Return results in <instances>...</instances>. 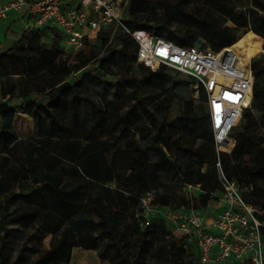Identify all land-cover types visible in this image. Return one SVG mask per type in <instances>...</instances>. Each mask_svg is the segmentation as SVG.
Here are the masks:
<instances>
[{"label": "trees", "instance_id": "obj_1", "mask_svg": "<svg viewBox=\"0 0 264 264\" xmlns=\"http://www.w3.org/2000/svg\"><path fill=\"white\" fill-rule=\"evenodd\" d=\"M152 3H159V0H129V11L134 20H125L127 25L130 28H146L155 35L182 46L200 43L218 50L224 46L232 45L238 39L217 20L200 21V28L204 31L208 43L196 42L194 36L190 34L168 30L176 14L180 11L178 3H161L166 9L163 22L157 28H151L148 25L150 20L140 18L138 13L147 9ZM259 7L264 10V3H261ZM250 13L254 17V22L248 30H252L264 38V11L259 12V10L249 8L248 12H245L231 8L229 16L231 21L246 27ZM109 34L110 28L102 27L95 44L85 43L83 49H88V51L82 52V49L75 54L73 68L62 59L57 64L55 63V56L61 48H48L41 40L43 31L37 27H28V31L22 34L14 47L3 49L0 41V78L14 74L19 77H22L23 74L34 77L37 76V69L45 66L52 75V79L59 82L89 64L94 57L97 61L94 68L87 66L82 78L80 80L75 79L72 86L58 88L56 100L49 103L51 108L47 109L42 104H37L36 108H32L31 104H28L27 112L33 117L37 126V133L41 137L39 142L35 140L26 144L27 142L19 139L13 124L16 111L10 109L6 102H0V113H2L0 115V142L2 148H9L10 150V154L0 158V191L7 194V200L17 196V194L32 200L31 195L39 190L38 187L35 188L36 184H44L52 197L50 207L47 206L46 202H41L37 208L32 206L30 210L17 215V218L24 219L27 224L37 221L50 233H60L56 240L49 242L45 253L38 258V261L54 257L55 264H68L73 247L84 245L86 248L96 249L95 242L98 234L90 230L94 217H96L101 233L108 235L107 241L111 243L112 246L110 247L116 254V262L118 264H137L140 250L143 249L146 252L148 249L147 242H145V232L140 224L142 216L139 197L145 191L154 189L147 188L141 194H137L134 185L145 186L150 182L160 180L169 172H173V178H176L184 189L177 196L180 201L177 202L175 209L184 206L202 211L204 207L206 208L211 204L216 206L218 202L221 190L217 178L218 172L215 165L217 155L210 131L209 117L208 114L201 117L197 116V113L193 111L191 100L183 104L180 119L184 121L185 128L195 132L204 142L199 146L195 145L194 141L182 144L180 136L174 138L171 136V143L184 153L185 157L183 158H175L171 148L166 150L162 147L159 154L150 160V152L158 148V145L161 146L162 125L156 126V128L144 123L133 125V120L129 114H117L107 128L105 124L106 114H104L107 110L100 103H97L94 104L93 110H90L88 114V117L90 116L89 124L85 123L87 120L86 110L83 113L81 124L87 125L84 130L86 140L105 141V139H98L100 134H102L101 136L108 135L107 131H111L117 124H119L118 133L121 135L130 130L139 132V139H136L132 134V137L126 140V148L123 152V158L127 164L126 174L111 175L109 172L105 176L103 168L100 166L103 164V160L93 158L94 145L88 142L81 148L79 142L73 143L71 140L58 141L60 147L67 149V159L74 162L77 173L84 176L82 195L85 201L74 200L76 188L64 189L61 187L62 181L59 176L64 168L59 167L54 170L60 162L58 158H52L43 172L35 173L32 177L27 173L25 166L33 163V156L45 152L42 146L45 147L44 149L49 148L52 145V140L60 136L58 134L64 135L70 129L72 130L71 127L79 125L80 101L89 95L93 89H96L97 93L103 97L110 94L113 103L121 95V91L124 92V82L131 83L133 89L130 99L133 104L130 111L132 112L133 109L141 106L139 114H147L146 116L152 120V124L159 122L158 112L170 105L173 100V91L170 88H165L166 80L164 83H160V86L157 84L159 75L163 76L162 69L167 66L160 65L157 69H153L138 64L136 62L137 46L134 39L118 30L116 32L118 37L122 35L115 44L113 38L110 39ZM93 49H102V52L97 54ZM132 63L145 67V72L141 75V82L154 89L149 98L152 99V102L158 100L154 104L155 109L146 103V98L141 93L143 86L140 85L138 79L130 76L129 70ZM114 65L119 66L120 70L115 71ZM251 69L254 76L252 104L243 113L245 124L241 130L234 134L235 145L231 152H223L219 158L222 170L234 179L240 188L247 189V194L244 193L246 198L264 210V134L260 132V128L264 127V62L252 60ZM191 80L195 83L193 79ZM14 88L15 85L11 84L9 91H13ZM199 89L202 92L203 101L207 102L205 89L202 86H199ZM71 93L73 97L68 99L67 96ZM163 94L167 97L162 98ZM69 105L74 107L72 114ZM254 109L260 113L259 117L253 114L252 110ZM197 119L200 120L199 124H196ZM204 165H206V169L203 171ZM112 181L116 183L115 187L108 184ZM31 183L35 186H32ZM17 184H21L18 193L14 190V186ZM185 184H200L201 190L194 192V194L190 193L186 190ZM159 196L161 198L159 204L167 205L170 203L167 201L164 192ZM51 206L57 211L50 209ZM261 219H264V216ZM156 225L161 233H165L166 226L163 220L157 221ZM262 233H264V228H262ZM84 237L91 238L94 242L88 245L83 244L80 240ZM125 243H132L137 246L135 255L131 256L130 249H125ZM166 243L169 248V255L173 258L171 263L201 264L197 253L192 251L194 246L187 243L184 236L180 235L179 238L168 236ZM21 256L22 254L18 255V257ZM99 256L102 257L100 254Z\"/></svg>", "mask_w": 264, "mask_h": 264}, {"label": "rangeland", "instance_id": "obj_2", "mask_svg": "<svg viewBox=\"0 0 264 264\" xmlns=\"http://www.w3.org/2000/svg\"><path fill=\"white\" fill-rule=\"evenodd\" d=\"M161 3L179 4L180 11L176 14L168 30L180 31L181 33L190 34L194 36L196 42L208 43L206 37L204 36V31L200 28V21L208 22L211 20H217L226 26L230 34L238 37V39L232 43V47L239 52L244 62H248L251 58V62L252 60L259 61L260 63L264 62V38L256 34L254 31L248 30L254 22V17L252 14H249L250 17L246 27H242L239 24L231 21L229 16L231 8L245 12H248L249 8H254L259 10V12H262L264 10H261L259 5L264 3V0H159V3H152L147 9H144L138 13L140 18L150 20L148 25L151 26V28H157L158 25L163 22L166 9L163 8ZM12 13L13 11L9 13L8 16L10 17L5 19L2 24L3 27L10 25L7 33L4 30L6 27L1 30L0 26V41L2 43L3 49H7L12 42L14 43L15 40H19L22 34L28 31V22L26 17H21V15L14 16ZM124 20H134L129 11V2L126 6ZM138 23L140 24V22ZM164 31L168 32L167 30ZM121 35L118 37V34H115L113 37L115 44H117L119 41L118 38L120 39ZM54 36L57 38L56 34H54ZM60 39L61 38L59 36V43ZM67 51L71 52L72 49L68 48ZM93 51L101 54L102 49H93ZM65 54L69 55L66 52ZM68 64L73 68L75 62L71 61ZM96 65L97 61L91 60L88 64V68H94ZM113 68L115 71L120 70L119 66L117 65H114ZM129 71L130 76L136 77L140 85L143 86L141 88V93L146 98V103L150 104V106L154 108V104L157 103L158 100L152 102V99L149 98L154 89L147 87L145 83L141 82V75L145 72V67L132 63ZM161 72L163 73V76L159 75V82L157 83L158 86H160L159 84L164 83V80H166L165 88H170L173 91L174 97L170 105L158 112V117H160L159 122L152 124V120L146 116L147 114H139L141 106L133 109L134 111L132 112L130 111L133 104L130 99L133 85L129 82H124V92L122 93L121 91V95L118 96L116 102L113 103L111 102L113 98H111L110 94L103 97L100 96L95 90L90 93V99L93 100V102L90 100L85 102V114L87 117L85 123L89 124L88 122L90 116L88 117V114L90 110H93L94 103H100V105L107 110L106 113H104L106 114L105 124L107 125V128L117 116V114H129L133 120V125L144 123L155 128L156 126L158 127L162 125L160 133L162 137V142L160 143L161 146L158 145V148L150 152V160H152L155 155L159 154V150H162V147L166 150L171 148L175 158L180 159L185 157L184 153L180 149L173 146L170 139L171 136H173L172 138L180 136L182 144L194 141L195 145L197 146L202 144L204 140L198 137L195 132L189 131L188 128H185L183 124L184 121L180 119L183 104L191 100L193 111L196 112L197 116L199 117L207 114V104L206 101H203L202 92L200 91L199 86H196L195 83L192 82L191 78L169 67H164ZM14 78L17 79L18 77ZM166 97L167 96L163 94L162 98ZM16 110L17 112L14 126L19 139L27 142L26 144L35 140L39 142L41 137L34 131L32 122L25 113L23 106L16 107ZM252 111L256 117L260 116V113L257 110L254 109ZM69 123L70 120L67 122V124L69 125ZM199 123L200 120L197 119L196 124ZM244 124L245 119L235 127L233 133L235 134L241 130ZM77 126H79L77 129H73ZM86 127L87 125H82L79 123V125L71 127L72 130L70 129V131L64 133V135L58 134L60 136L52 140V145L49 148L46 147L47 149H44L45 147L42 146V149L45 152L35 154L33 156V163L25 166L27 173L32 177L35 173L43 172L46 169L47 163L50 162L52 158H58L60 162L55 166L54 170L59 167L64 168V171L59 176L62 181L61 187L64 189H70L72 187L76 188L74 200L85 201L84 196L82 195L83 183L85 182L84 176L82 174L80 176L77 173L74 167V162H71L67 159V149L60 147L58 141L61 140L64 142L65 140H71L73 143L79 142L81 148L88 142L94 145V150L92 151V155L94 156L93 158L103 160V164H100V166L103 168V173L105 176L109 172L111 175L126 174L125 171L127 170V164L123 158V152L126 148V140L131 138L132 134L136 139H139V132L130 130L121 135V133H118L119 124H117L111 129V131H107L108 135L105 134L101 136L102 134H100L98 139H105V141H88L86 140V133L84 131ZM260 132L264 134V127L260 128ZM223 150H229V148L223 147ZM8 154H10L9 148H2L0 142V158ZM205 169L206 165L203 166V170ZM173 177V172H169L166 176H162L160 180L150 182L145 186H140L139 184L134 185L136 186L134 189L137 194H141V192L147 188L154 189L156 193L155 202L158 204L160 203L161 199L159 194L164 192V194L167 196V201L170 202L167 205H169L171 208H175L176 204H178L177 202L180 201V198L177 196L183 192L184 189L182 188V185L179 184L178 180ZM108 184H110L112 187L116 186L114 181L109 182ZM20 186L21 184L14 186L15 192L18 193ZM37 187L39 190L31 195L32 200L29 197L19 194H17V196L8 198L7 200V194H3L0 191V264H55L54 257H48L42 261H38V258H40V256L45 253L49 242L56 240L60 233H50L46 228L39 225L37 221L27 224L24 219L17 218L19 213L30 210L32 206L37 208V205L41 202H46L47 206L50 207L52 197L50 196L49 189L44 186V184H36L35 188ZM247 192V189L243 190V193L247 194ZM210 206H212L214 209L217 204L216 206L212 204ZM53 207L50 209H53ZM53 210L57 211L56 209ZM206 210L207 207H204L202 211L205 212ZM159 220H163L165 222V233H161L157 229L156 224ZM143 229L145 232V242H147L148 249L146 252L143 249L140 250V257L137 264H173L171 263L173 258H171L169 255V248L166 242L168 236L179 238L180 233L176 227L164 220L161 214L157 213L153 214L149 219L146 220L145 224L143 225ZM90 230L91 232L98 234L97 240L95 242L97 248L89 249L84 245L73 247L68 264H89L86 261L87 258L93 259L96 264H118L116 262V254H114L113 249L110 247L112 245L109 241H107L108 235L106 233H101L100 227L97 225L96 217H94V221L90 226ZM80 241L86 245L92 244L94 242L91 240V238L86 237L82 238ZM136 248L137 246H134L132 243H125V249H130L131 256L135 255ZM192 251L196 253V249L194 247ZM19 254H22V256L18 257ZM99 254L102 255V257H100ZM236 262L237 260L232 258L223 262L222 264H236ZM176 264L182 263L179 262Z\"/></svg>", "mask_w": 264, "mask_h": 264}, {"label": "built area", "instance_id": "obj_3", "mask_svg": "<svg viewBox=\"0 0 264 264\" xmlns=\"http://www.w3.org/2000/svg\"><path fill=\"white\" fill-rule=\"evenodd\" d=\"M129 0H0V22L11 11L22 12L37 26L60 32V46L76 54L85 43L95 44L102 27L110 28V39L118 30L134 39L136 62L157 69L160 65L193 79L207 93V114L217 155L220 183L217 206L205 212L190 207L171 208L155 202V191L140 197L143 226L153 214H161L196 248L201 264H264V210L250 202L238 183L221 167L220 154L235 145L234 129L252 104L254 76L251 59L243 62L232 45L218 50L208 45L182 46L155 35L146 28H130L124 20ZM109 39V41H110ZM229 147V150H223ZM204 171V170H203ZM190 193L201 185L185 184Z\"/></svg>", "mask_w": 264, "mask_h": 264}, {"label": "crops", "instance_id": "obj_4", "mask_svg": "<svg viewBox=\"0 0 264 264\" xmlns=\"http://www.w3.org/2000/svg\"><path fill=\"white\" fill-rule=\"evenodd\" d=\"M12 15H21V17H26L28 22V27H37L40 30L43 31V36L41 40L45 43V45L48 48L58 49L61 48L58 40L60 36V32L55 29L54 27H49L47 25H41L37 26L33 23V20L31 18H27V16L24 15L22 12H13ZM10 16H6L3 18L0 22L1 30L4 29L6 26H2L3 21L7 19ZM15 19V18H14ZM10 28V25L4 29L7 33L8 29ZM53 33V34H52ZM54 34L57 35V38L54 36ZM61 38V36H60ZM16 39V38H15ZM16 41V42H15ZM14 43L12 42L8 48L14 47V45L19 41L18 39L15 40ZM62 49V48H61ZM56 54L55 56V63L57 64L59 60L62 59V61H67V63L71 61H75L74 58L76 57L75 54L71 51L67 50H61ZM91 49V48H90ZM15 50V48H13ZM82 50V49H81ZM88 49H83L82 52H87ZM68 53L69 55L65 54ZM79 52V51H78ZM102 52V51H101ZM98 54V53H97ZM83 57V56H81ZM92 60H96V57H94ZM87 65L82 67L81 69L77 70L76 72H73L69 76L65 77L61 81L57 82L56 79H52V75L49 73L47 68L45 66H41L37 69V76L32 77V75L25 76L24 74L22 77H19L17 74L9 75L0 78V102H6L8 107L10 109H14L16 112V107L23 106V109L29 119L32 122L34 131L37 133V126L35 125L33 117L27 112L28 104H31L32 108H36L37 104H42L45 108L49 109L51 106L49 105L50 102L53 100L55 101V97L58 92L59 87H66V86H72L73 82L76 80H80L82 78V74L87 69ZM96 73V72H95ZM14 77H18L15 79ZM14 84L15 88L13 91H9L10 85ZM72 90V89H71ZM97 91L96 89H93V91ZM73 94L71 93L67 98H72ZM92 101L90 99V94L86 95L85 98L81 99V108H80V116L78 119L79 123H82V116L85 111V102ZM71 103V99H70ZM95 104V103H94ZM70 113H73L74 107L72 105H69ZM2 113H0L1 115ZM15 124V123H13ZM15 129V126H14ZM16 131V129H15ZM17 132V131H16ZM37 137V135H36ZM229 148V147H228ZM196 249V248H195ZM197 251V250H196ZM86 261L89 264H96V262L93 259L87 258ZM74 262V261H73Z\"/></svg>", "mask_w": 264, "mask_h": 264}, {"label": "bare ground", "instance_id": "obj_5", "mask_svg": "<svg viewBox=\"0 0 264 264\" xmlns=\"http://www.w3.org/2000/svg\"><path fill=\"white\" fill-rule=\"evenodd\" d=\"M233 48V47H232ZM234 49V48H233ZM238 54H239V52L236 50V49H234ZM239 56H240V54H239ZM240 59L243 61V59H242V57L240 56ZM244 62V61H243Z\"/></svg>", "mask_w": 264, "mask_h": 264}]
</instances>
